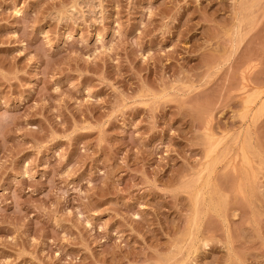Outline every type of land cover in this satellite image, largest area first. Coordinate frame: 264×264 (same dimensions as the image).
I'll list each match as a JSON object with an SVG mask.
<instances>
[{"label": "rangeland", "instance_id": "obj_1", "mask_svg": "<svg viewBox=\"0 0 264 264\" xmlns=\"http://www.w3.org/2000/svg\"><path fill=\"white\" fill-rule=\"evenodd\" d=\"M0 264H264V0H0Z\"/></svg>", "mask_w": 264, "mask_h": 264}]
</instances>
